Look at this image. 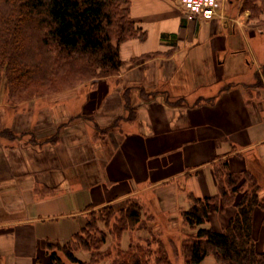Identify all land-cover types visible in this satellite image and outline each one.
<instances>
[{
	"label": "crops",
	"instance_id": "1",
	"mask_svg": "<svg viewBox=\"0 0 264 264\" xmlns=\"http://www.w3.org/2000/svg\"><path fill=\"white\" fill-rule=\"evenodd\" d=\"M224 10L194 22L176 0H132L147 34L121 44L113 91L100 82L98 123L113 124L109 135L96 138L83 117L88 128L65 127L66 139L0 144V264H36L48 239L71 235L88 208L150 192L167 212L190 196H217L223 158L229 172L255 165L264 179V74L261 100L251 97L264 44L253 30L230 32ZM45 188L55 194L36 193Z\"/></svg>",
	"mask_w": 264,
	"mask_h": 264
},
{
	"label": "trees",
	"instance_id": "2",
	"mask_svg": "<svg viewBox=\"0 0 264 264\" xmlns=\"http://www.w3.org/2000/svg\"><path fill=\"white\" fill-rule=\"evenodd\" d=\"M4 2L17 8L15 20L4 21L5 24L8 25V22L10 24L6 28L7 33L10 31L11 36H14L25 20H31L40 30L42 45L52 46L56 56L50 69L48 64L46 69L42 68L45 63L15 64L5 81L10 80L9 100L13 104L58 94L76 84L117 75L122 68L121 44L134 38L145 40L147 34L142 27L132 21L130 0H4ZM243 9L251 12V18L259 19L264 15V0H245ZM261 21L260 19V23ZM3 42L5 44L1 56H5L6 50L8 54H15V40L5 39ZM19 57L17 54L16 58ZM1 72L2 68L0 89L4 81ZM34 72H41L38 75L39 79L31 78ZM28 78L30 79L26 81L24 88L14 90L11 81L22 82ZM0 135L15 136L11 130H2ZM35 136L34 133L31 134L33 143L36 140ZM58 139V132L47 138L48 142H55ZM224 166L227 170L228 163L225 162ZM250 173L252 172L249 170L240 173L227 170L224 182L219 180L220 190L217 196L205 198L190 196L191 206L182 216L188 226L197 229L195 235L184 244L186 264H201L210 254L215 256L219 264H264V249L259 248L254 225L256 214L260 212L261 226L264 229V197L258 194L261 186L254 174H251L252 191L248 190L237 199L234 204L236 211L225 228L217 231L212 227H204L212 211L218 210L216 200L219 197H228L225 188L231 187L232 195L240 193L236 187V177ZM36 193L41 197L50 193L55 194L49 188L37 189ZM97 209L101 210L97 212L93 210L90 213L91 219L87 221L81 234H76L72 238L74 240L64 245L57 244L56 250H53L51 243H46L47 253L53 250L47 254L49 264H66L57 251L63 252L70 264H147L152 256L151 252L146 251L140 243H130L128 249H118L115 255L110 250H103L108 234L113 232L119 239L125 231L142 221L138 203L133 202L123 209L124 214L115 223V227L109 229L110 233L104 232L99 225L110 227V221L115 215L112 204ZM72 242L90 253L89 261H82L76 256ZM149 243L151 242L147 240L148 246ZM155 264H171L162 244L159 246Z\"/></svg>",
	"mask_w": 264,
	"mask_h": 264
},
{
	"label": "rangeland",
	"instance_id": "3",
	"mask_svg": "<svg viewBox=\"0 0 264 264\" xmlns=\"http://www.w3.org/2000/svg\"><path fill=\"white\" fill-rule=\"evenodd\" d=\"M130 17H131V7H132V0H130ZM177 5L182 10V18L188 21L185 18V11L181 6L179 0H176ZM245 0H224L223 8L224 10V19L222 24L224 26H228V30L230 32H236L237 30H241L242 28L245 30H253L255 34L257 33L260 37H256L261 45L264 44V35L261 36L259 31L264 32V25L262 22L260 23V18L256 19L252 17L249 20L246 13H249L248 10L243 9ZM15 5V4H14ZM16 6L12 7L4 2V0H0V68H2V77H3V87L0 89V132L2 130H11L14 132L15 136H8L4 137V135H0V144L5 146H12L15 147L19 140L20 143L24 142L23 144H33L31 142V134L34 133L36 136L35 144H41V141H44L49 136L54 135L57 131H59V140L66 139L68 137V131H64L65 127H72V126H80L83 128H88V125L83 124V117L86 119V122L90 119L92 120L89 124V128H91V134L96 132V138H101L103 136L109 135V133L113 129V124L111 123L110 126L103 125L102 123H98L100 119L99 112L101 111V107H103L100 97L103 96L104 90H99L100 82L108 81L111 85V89L113 91V87L115 84L113 81L117 80L116 75L110 78H102L89 81L87 83H80L76 84L72 88H68L65 91H62L58 94H50L45 95L41 98L30 99L25 102H19L18 104H13L9 100V83L10 80L6 81V76L10 75V70L13 69L15 64H24V65H36L38 63L44 64L42 66L43 69H46V65L48 64V68L52 66L54 62L55 50H53L52 46H43L40 40V30L37 29V26L31 20H25L22 23V27L20 30L11 36V32L7 33L6 28L9 26L4 23V21L15 20L16 18ZM251 13V12H250ZM246 15V16H245ZM248 18V19H247ZM132 19V17H131ZM132 21H134L132 19ZM238 21L240 22L238 24ZM138 26L145 28L138 22L134 21ZM12 24V23H11ZM15 40L16 45L15 47V54H8V50L5 52V56L2 57V52L4 48L5 42L4 40ZM135 39V38H134ZM140 39V38H138ZM131 40V39H130ZM121 47V46H120ZM19 54V59L16 58V55ZM121 58V57H120ZM53 59V61H52ZM145 58H139L136 60H132V63L141 62ZM7 60V61H6ZM122 60V59H121ZM8 63V64H7ZM4 64V65H3ZM123 66V61H122ZM263 65L259 68L257 72L256 79L251 86L254 89V94H251L253 100L257 102L261 100L260 91L257 93L256 90L261 89V75L264 74V70L262 68ZM41 73V72H40ZM40 73L34 72L31 76L34 80L39 79L38 76ZM261 74V75H260ZM43 75V73L41 74ZM118 75V74H117ZM30 78L26 79L22 82L11 81L14 90L17 91L25 87L26 81ZM13 80V79H11ZM102 80V81H98ZM239 81L236 80L235 84ZM234 83L232 85H235ZM103 86V85H101ZM48 94V93H47ZM258 94V95H257ZM104 104V103H103ZM86 112V113H85ZM87 114L90 113L92 115H77V114ZM66 114L70 116L66 117ZM73 115V116H72ZM76 115V116H74ZM55 118V119H54ZM117 118V116H116ZM79 119V120H75ZM101 120V119H100ZM116 121V119H115ZM114 121V123H115ZM62 132V133H61ZM105 133V134H103ZM17 134V135H16ZM64 136H63V135ZM61 136V137H60ZM94 137V135H90ZM12 139V140H11ZM110 139V138H109ZM19 143V144H20ZM46 143V142H45ZM22 144V143H21ZM44 144V143H43ZM228 159L223 158L220 159L216 165V173L218 175V179L224 182V175L226 174L227 170L224 168V163ZM254 159H251V161ZM255 163H257L255 161ZM251 166V165H250ZM250 174H241L240 176L236 177V187L238 188L240 193L231 194V187L227 186L225 190L228 192V197H219L216 202L218 205V210L212 211L210 214V218L204 224V227H212L217 231H222L227 222L231 218V216L235 213L236 207H234L235 202L241 194H244L249 190L252 191V176L254 174L257 182L260 184L258 194L264 197V179L262 178L263 174L257 169L254 165L252 170L247 169ZM245 171V170H244ZM150 192H142L135 194L131 197L125 198L123 200L117 201L112 204L114 208L115 215L113 216L112 220L110 221V227H106L103 224L99 225V228L102 229L106 233H110V228L115 227V223L120 220V216L124 214L123 209L130 205L133 202L138 203L139 207L141 208V216L142 221L134 226L132 229L125 231L122 234L121 238H117L113 232L108 234L107 243L103 246V250H110L114 255L117 253L118 249H128L129 244H142L143 248L146 251L151 252V257L148 259L147 264H155L156 257L158 256L159 246L161 244L164 246V251L168 259L170 260L171 264H186V257L184 252V244L185 242L195 235L197 228H191L188 226L184 219H183V212L187 210L191 206V198L188 197V204L180 205L176 207V211H162V209L158 208V206L154 205V201L151 199ZM183 203V202H182ZM187 203V202H186ZM185 203V204H186ZM95 210L96 212L101 209H88L82 215V219L80 220L81 224L78 229L73 231V233L62 240H49L46 243H51L54 247L53 250H56V245H64L70 240H74V236L76 234H81L83 228L85 227L87 221H89L90 213ZM261 214V213H260ZM261 216H259L260 219ZM262 219V218H261ZM215 223L216 225H211ZM255 225V224H254ZM53 227V225H52ZM119 227V226H118ZM218 227H220L218 229ZM255 231L257 228L259 229L255 234H257L258 238V245L260 250L264 249V233L263 227L261 223L255 226ZM217 228V229H216ZM115 232V230H113ZM111 234H114L111 235ZM119 240V241H118ZM147 240L151 243L150 246L147 245ZM46 243L44 250L41 252V255L37 260L36 264H49V258L47 254H50L53 250H50L47 253L46 250ZM119 244V245H118ZM73 250L75 251L76 256L82 261H89L90 260V253L81 249L78 244L72 242ZM59 256L63 259L66 264H70V262L66 259L65 255L61 251H57ZM42 257V258H41ZM104 264V263H103ZM201 264H219L213 254H210Z\"/></svg>",
	"mask_w": 264,
	"mask_h": 264
},
{
	"label": "built area",
	"instance_id": "4",
	"mask_svg": "<svg viewBox=\"0 0 264 264\" xmlns=\"http://www.w3.org/2000/svg\"><path fill=\"white\" fill-rule=\"evenodd\" d=\"M188 21H210L222 9L224 0H179Z\"/></svg>",
	"mask_w": 264,
	"mask_h": 264
}]
</instances>
